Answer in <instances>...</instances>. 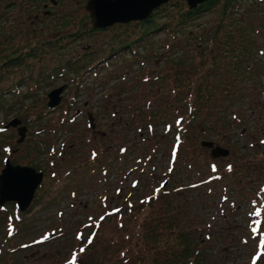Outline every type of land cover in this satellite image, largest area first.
<instances>
[{
    "label": "rangeland",
    "instance_id": "rangeland-1",
    "mask_svg": "<svg viewBox=\"0 0 264 264\" xmlns=\"http://www.w3.org/2000/svg\"><path fill=\"white\" fill-rule=\"evenodd\" d=\"M89 1L0 0V175L7 162L43 174L25 212L13 203L0 209V264H167L180 231L192 235L200 263L252 264L259 256L264 264V21L250 53L261 70L240 86L233 73L229 94L213 92L231 106L222 114L199 109L194 124L186 86L204 74L188 66L205 60L226 0L184 26L178 18L188 5L171 0L150 24L95 34ZM255 6L264 15V0L244 8ZM26 55L34 58L18 63ZM181 57L187 64L177 66ZM222 58L223 71L206 84L234 71L231 56ZM84 59L108 64L83 79L53 71ZM62 87L49 109L48 94ZM15 119L27 129L22 143L20 126L6 127ZM204 142L230 155L213 158ZM52 233L58 237L37 243ZM193 263L181 256L177 264Z\"/></svg>",
    "mask_w": 264,
    "mask_h": 264
},
{
    "label": "trees",
    "instance_id": "trees-1",
    "mask_svg": "<svg viewBox=\"0 0 264 264\" xmlns=\"http://www.w3.org/2000/svg\"><path fill=\"white\" fill-rule=\"evenodd\" d=\"M218 0H212L207 4L215 3ZM248 2H252V0H226L223 4L222 12L220 15L219 26L216 28L215 32L212 33L211 37H207L210 39V47H206V50L202 52V57L205 59L200 65L188 66V70H195V73L204 74L199 80L201 82L196 83L193 87L191 84L186 86V93L189 94L186 97L188 98L187 107L188 112H190V118H192V123H196L194 121L195 117L193 116L199 109L200 111L208 109L211 112L212 110L218 111L220 114L224 113L227 108L231 105L229 103L223 102V96H218L213 94L214 90L225 91L229 94V90H231L232 86V79L231 76L235 73L236 78H234L237 86L243 85L245 81L252 79V75L255 73L256 70H261V66L258 67L256 64L251 63V45H254L255 38L254 33L258 31L255 29V25L258 27L263 26L264 15L262 13V9L259 8H251V11H246L244 8L245 4ZM203 5V6H205ZM203 6H200L198 9L185 11L181 13L178 20L182 21V25H186L192 20L197 19L203 11ZM263 7V4H261ZM166 7V6H165ZM162 9V8H161ZM208 10V9H207ZM206 12V10H205ZM229 15L234 16L233 19H230ZM229 17V18H228ZM153 18V17H152ZM151 22L148 20L144 23ZM142 23V22H140ZM143 23V24H144ZM255 29V30H254ZM174 34V33H173ZM178 34V33H177ZM189 40V38H187ZM199 40V39H197ZM171 49V48H170ZM227 56H231V58L235 61V65L230 69H234V71H230L226 69L225 77L221 79V81H213L211 83L206 84L207 78L212 76L217 70L223 71V67L221 64H218L220 60L227 58ZM34 58L33 56L26 55L22 58V60H18V63L21 61L23 62L25 59ZM191 58L187 59L190 60ZM15 59H10L9 62L5 63L6 66H9L12 62L14 63ZM211 64H210V63ZM17 63V62H16ZM177 66L186 65L185 60L183 58H179L175 61ZM2 65V64H1ZM0 65V66H1ZM230 65V64H228ZM4 67V65H3ZM65 68L67 70H65ZM100 68V61L96 62L93 59L89 61L88 59H84L83 63L76 66V63H68L64 66L53 69V71L65 72L67 76L70 73H83L86 76L87 72L91 69ZM213 68V69H212ZM214 70V71H213ZM204 71V72H203ZM220 73V72H219ZM238 81V82H237ZM217 82V83H214ZM200 84V85H199ZM215 84V86H214ZM184 85L179 87V96L184 94ZM12 86L10 85L7 89L8 92L12 90ZM215 91V92H216ZM189 92V93H188ZM204 92V93H203ZM224 92V93H225ZM186 98V99H187ZM229 98V97H228ZM226 104V105H225ZM40 118V117H39ZM12 216V217H11ZM11 222L15 225L17 232L19 231L18 226L19 222L15 217L14 214L10 215ZM62 231V230H61ZM82 231V230H81ZM81 231L75 233L78 234ZM7 234V231H5ZM81 237L77 238V240H82ZM7 236V235H6ZM179 247L174 249L172 257L168 260L167 264H177L183 256L185 260L187 259H194L195 263L193 264H203L200 263V254H195L194 251L197 250L194 247L195 240L192 238V235L187 233L186 231L179 232ZM93 241L89 240L88 235L84 239V245L86 247L92 245ZM2 250V249H1ZM187 257V258H186ZM159 260H155L156 264H160Z\"/></svg>",
    "mask_w": 264,
    "mask_h": 264
},
{
    "label": "water",
    "instance_id": "water-1",
    "mask_svg": "<svg viewBox=\"0 0 264 264\" xmlns=\"http://www.w3.org/2000/svg\"><path fill=\"white\" fill-rule=\"evenodd\" d=\"M170 0H91L86 4V10L90 14V20L94 29H106L114 24H128L131 22L145 21L152 13L169 3ZM210 0H187L190 10L198 8L199 5ZM65 87L51 91L48 94L47 106L49 109L56 108L60 101V94ZM89 121L92 117L89 116ZM21 121L12 120L6 127L16 128ZM26 127L17 129L18 143H22L26 136ZM204 148L211 149L213 158L228 157L230 152L223 150L214 143L204 142ZM43 180V174L31 168L13 167L8 162L0 175V208L7 203L17 205L20 212L32 203L35 193Z\"/></svg>",
    "mask_w": 264,
    "mask_h": 264
},
{
    "label": "flooded vegetation",
    "instance_id": "flooded-vegetation-1",
    "mask_svg": "<svg viewBox=\"0 0 264 264\" xmlns=\"http://www.w3.org/2000/svg\"><path fill=\"white\" fill-rule=\"evenodd\" d=\"M184 1H186V0H184ZM88 14H89V12H88ZM45 15H46V13H45ZM89 18H90V14H89ZM90 24H91V21H90ZM116 25H120V24H116ZM90 26H91V28H92V25H90ZM100 30H104V29H96V30H94V29L92 28V29H90V33H91V34H95V31H100ZM91 34H87V36H91ZM232 171H233V168H232ZM121 192H122V189L119 188V189L117 190L118 195H120Z\"/></svg>",
    "mask_w": 264,
    "mask_h": 264
},
{
    "label": "snow or ice",
    "instance_id": "snow-or-ice-1",
    "mask_svg": "<svg viewBox=\"0 0 264 264\" xmlns=\"http://www.w3.org/2000/svg\"><path fill=\"white\" fill-rule=\"evenodd\" d=\"M260 213L259 212H257V215H259Z\"/></svg>",
    "mask_w": 264,
    "mask_h": 264
}]
</instances>
